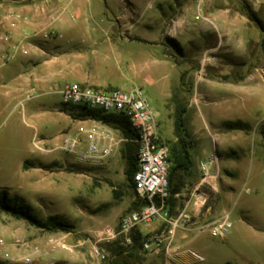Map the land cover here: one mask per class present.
<instances>
[{"label": "crops", "instance_id": "0c3cea01", "mask_svg": "<svg viewBox=\"0 0 264 264\" xmlns=\"http://www.w3.org/2000/svg\"><path fill=\"white\" fill-rule=\"evenodd\" d=\"M167 1L0 0V60L5 55L19 56L13 90L20 96L26 95L24 98L35 88L50 84L59 93L66 83L73 81L101 88H117L122 83L123 80L98 85L87 68L90 65L106 69L116 66L133 85L138 80L148 84L151 77L157 80L179 76L174 87L162 85L165 101L162 110H157L158 123L169 115L168 108L174 111L175 105L167 106L170 100H186L181 77L202 75L191 85L194 103H184L190 113L188 125L194 141L190 154L194 166L192 173H180L181 188L169 201L172 215L182 211L190 215V220L176 230L173 240L180 249H190L184 241L198 225L224 214L229 218L224 205L228 203L226 195L231 182L226 176H236V161L230 155L216 160L211 167L212 176L206 180L199 176L195 181V164L206 159L212 150L227 153L233 138L245 139L242 133L231 131H253L257 144L264 145V32L239 9L233 10L216 0L205 3V15L216 29L205 20L195 19L194 0H174L175 8L168 5L169 12ZM192 6L194 21L187 14ZM32 28L51 29L53 40L33 39L27 34ZM40 55L44 56L42 60ZM182 61L188 68L185 71L178 70ZM205 68L209 71L204 75ZM1 80V85H5L3 77ZM188 101L187 98L184 102ZM57 112L76 127L77 122L66 110L60 108ZM257 115H261L259 120H255ZM237 121L248 127L224 126ZM158 132L162 136L159 129ZM218 140L221 149L216 145ZM258 153L264 163V147H258ZM202 184L214 190L216 207L207 201ZM163 227L161 221H155L136 231L141 235L160 234ZM184 261L182 264H190L193 259L184 257Z\"/></svg>", "mask_w": 264, "mask_h": 264}, {"label": "rangeland", "instance_id": "374dc122", "mask_svg": "<svg viewBox=\"0 0 264 264\" xmlns=\"http://www.w3.org/2000/svg\"><path fill=\"white\" fill-rule=\"evenodd\" d=\"M216 2L229 5L233 10L237 8L243 15L251 9L254 18L264 27V0ZM165 4L168 12V5L175 8L174 0ZM187 14L194 21L193 6ZM247 19L258 25L255 20ZM50 32L49 28H32L27 34L33 39L52 41L53 35ZM178 40L182 44V39ZM171 49L182 60L179 51L173 46ZM43 58L40 55V60ZM202 59L204 62L208 61L205 55ZM18 60L19 56L10 58L7 55L0 60V190H6L10 196L17 197L18 201L28 205L37 218L45 219L47 216L57 215L65 221L67 228L46 230L26 219L0 212V235L11 256V259L0 258V264H23L22 244L29 250L36 246L45 252L34 257V264H96L90 250V245L96 241L106 254V259L101 264H180L170 261L163 251L148 252L137 241L129 246L119 237L107 239L103 234L106 228L117 229L122 215L138 206L137 194L125 174L127 163L124 155L125 145L129 143L134 146L136 139L125 138L115 121H106L102 117L116 141L112 152L106 158L99 162H84L76 154L61 149L50 150L55 145H61L59 130H65L68 134L75 129V125L58 114V109L66 110L73 120L84 119V115L63 105L61 95L52 84L35 88L29 92L27 98H24L26 95L20 96L16 93L13 90V78L17 72ZM180 66L179 71L188 69L184 61ZM87 68L90 75L98 81V85L106 86L105 84L113 81L123 80L117 88L128 90L134 86L140 87L156 110H162L165 101L162 85L174 87L180 78L169 75L156 80L151 77L148 84L143 85L138 80L133 85L116 66L106 69L100 65H90ZM208 71L205 68L203 74ZM201 76L198 74L194 77H181L186 100H170L167 106L175 105L174 111L168 108L169 115L158 123V129L162 133L161 141L168 148L170 141L174 139V118L178 112L183 111L190 131V113H187L184 103L189 106L194 103L190 97L191 85ZM2 77L5 85H1ZM187 98L189 101L184 102ZM259 116L261 115H257L255 120H259ZM164 130L168 132L169 138ZM231 132L242 133L245 139L233 138L229 148H226L227 153L214 150L217 159H226L230 155L236 161V176H226L227 181L231 182V189L226 195L228 203L224 205V211L229 214L231 227L224 238L213 237L207 231L190 232L184 243L203 257L201 260L193 259L190 264H264V163L258 153V147L264 145L257 144L253 131ZM40 141H44L41 145L49 149L48 152L38 150L36 145ZM216 145L219 149L222 148L219 140ZM25 160L37 165L33 167L29 164L25 169ZM197 164L195 178L201 177ZM201 187L208 195L207 201L216 207L214 190L208 184H202ZM50 236L62 237L67 244L73 246V251L50 248L46 245Z\"/></svg>", "mask_w": 264, "mask_h": 264}, {"label": "built area", "instance_id": "2783aa9c", "mask_svg": "<svg viewBox=\"0 0 264 264\" xmlns=\"http://www.w3.org/2000/svg\"><path fill=\"white\" fill-rule=\"evenodd\" d=\"M205 3L206 0H194L195 19L205 20L216 29L215 23L205 15ZM59 94L63 105L83 108L86 114L84 119H75L77 124L73 132L60 133L58 136L62 141L61 145H55L50 150L61 149L76 154L78 159L84 162H99L106 158L112 152L116 141L103 122L104 115H122L137 131V164L131 181L139 206L122 215L117 229H104L105 238L119 237L123 243L132 246L135 243L134 234L139 227L161 221L164 224L162 233H147L140 238L143 250L154 253L163 250L170 261L180 264L185 262L184 257L203 259L200 254L190 249H180L173 243L176 230L185 221L190 220V215L185 211L175 216L169 212V200L172 196L167 180L169 148L161 141L158 132V112L151 106L141 88L134 86L122 90L70 82L60 89ZM213 141L215 142V138ZM43 142H37L36 147L41 152H48L49 149L41 145ZM216 160L213 151L206 159L198 162V172L203 180L212 176L211 167ZM230 227L231 222L227 214H224L198 225L197 230L207 231L213 237L222 238ZM46 245L66 252L73 251V246L67 244L62 237L50 236ZM24 246L25 244L21 245L23 264H34L36 255L45 254L39 247L35 246L29 250ZM90 250L96 264H101L106 259L98 241L90 245ZM0 258L11 259L1 235Z\"/></svg>", "mask_w": 264, "mask_h": 264}, {"label": "trees", "instance_id": "16d2710c", "mask_svg": "<svg viewBox=\"0 0 264 264\" xmlns=\"http://www.w3.org/2000/svg\"><path fill=\"white\" fill-rule=\"evenodd\" d=\"M244 14L246 15L247 18L251 20L252 19L255 20L256 23L261 28V30L264 31L263 25L260 22H258L257 19L254 18L255 16L251 9L245 11ZM70 108L78 110L82 115L86 114L83 108H75L71 106ZM182 112L183 111L178 112L174 118V129H173L174 139L170 141V146H169L170 164L167 173V180L171 195L174 192L180 190L181 188L182 183L180 182V177H179L180 173L190 174L192 173V169L194 166V161L190 154V149L192 148L193 146L192 144L194 141L191 136V132L186 126V121ZM93 113L94 115H97L95 112ZM103 118L106 121H115L118 124L120 131L125 138H134V139L137 138V131L132 127L131 123L128 121L126 117L122 115L110 114V115H104ZM224 126L229 129H246L248 127V125L241 123L239 121L226 122ZM137 149H138L137 142L134 146L132 144L127 143L124 149V155L127 163L125 174L129 179L131 185H132V181H131L132 175L136 169V164H137V160H136ZM29 164H31V166L33 167L37 165L31 161L25 160L23 162V168L26 169ZM197 179L198 178L196 177L195 181ZM2 211L9 213L16 218L26 219L32 224L46 230H57V229L67 228V224L65 223V221L60 219L57 215H50L47 216L45 219L37 218L31 213V209L28 205H26L21 201H18L17 197L10 196L6 190H0V212ZM136 233H137V238H135V241L140 243V238H142L143 235H141L139 231H136Z\"/></svg>", "mask_w": 264, "mask_h": 264}]
</instances>
